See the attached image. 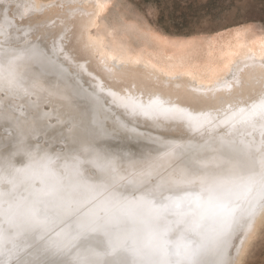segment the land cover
<instances>
[{"label": "bare ground", "instance_id": "obj_1", "mask_svg": "<svg viewBox=\"0 0 264 264\" xmlns=\"http://www.w3.org/2000/svg\"><path fill=\"white\" fill-rule=\"evenodd\" d=\"M108 5L0 3V264H240L264 220L260 174L227 220L202 219L184 153L210 138L161 108L236 113L232 138L254 153L264 33L135 41L102 23Z\"/></svg>", "mask_w": 264, "mask_h": 264}, {"label": "snow or ice", "instance_id": "obj_2", "mask_svg": "<svg viewBox=\"0 0 264 264\" xmlns=\"http://www.w3.org/2000/svg\"><path fill=\"white\" fill-rule=\"evenodd\" d=\"M3 2L4 0H0V3ZM10 2L16 3L17 0ZM161 112L170 114L166 115V119L184 121L191 133H199L202 137L207 135L210 138L200 144L189 141L188 150L184 153L188 157L186 165L201 173L196 182L197 186L185 193L189 208L195 205L200 210L202 219L227 220L233 212V204L252 191L256 173L260 174L258 196L264 200V132L262 145L253 153L242 141L232 138L234 122H239L236 113L194 114L175 105H163ZM244 112L245 109L241 108L240 113ZM255 117H259L260 128L264 130V101L253 105L246 118L254 122ZM229 124H232V128H228ZM225 128H228L226 132ZM183 147L181 144L173 145L170 153ZM196 189L198 190L192 191Z\"/></svg>", "mask_w": 264, "mask_h": 264}, {"label": "rangeland", "instance_id": "obj_3", "mask_svg": "<svg viewBox=\"0 0 264 264\" xmlns=\"http://www.w3.org/2000/svg\"><path fill=\"white\" fill-rule=\"evenodd\" d=\"M101 20L120 30L132 26L135 41L142 31L170 39H205L235 26L264 33V0H109ZM240 264H264V220Z\"/></svg>", "mask_w": 264, "mask_h": 264}]
</instances>
